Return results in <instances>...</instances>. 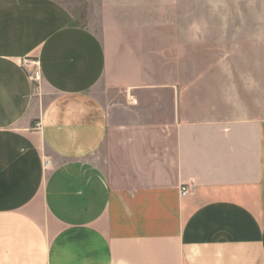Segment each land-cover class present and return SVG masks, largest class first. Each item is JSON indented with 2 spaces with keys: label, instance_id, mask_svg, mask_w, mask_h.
I'll return each mask as SVG.
<instances>
[{
  "label": "crops",
  "instance_id": "crops-1",
  "mask_svg": "<svg viewBox=\"0 0 264 264\" xmlns=\"http://www.w3.org/2000/svg\"><path fill=\"white\" fill-rule=\"evenodd\" d=\"M119 1L97 34L0 0V264H264V0L231 83L194 81L183 2Z\"/></svg>",
  "mask_w": 264,
  "mask_h": 264
},
{
  "label": "rangeland",
  "instance_id": "rangeland-1",
  "mask_svg": "<svg viewBox=\"0 0 264 264\" xmlns=\"http://www.w3.org/2000/svg\"><path fill=\"white\" fill-rule=\"evenodd\" d=\"M56 1L74 13L79 26L99 33L97 12L100 0ZM162 1L164 0L150 1L154 6L152 12H156L162 6ZM249 1L251 13H249ZM254 1L255 14H258V0ZM132 2L133 0L119 1V4L129 3L127 6L129 7ZM180 2L184 4L181 15H183L182 22L187 24L186 32L194 81L246 82V51L262 46L261 41L256 40L260 24L254 22L253 0H180ZM127 7L122 8L127 9ZM249 16H252V24L249 23ZM139 18V21L133 22L158 20L155 13L147 15L146 12Z\"/></svg>",
  "mask_w": 264,
  "mask_h": 264
},
{
  "label": "built area",
  "instance_id": "built-area-1",
  "mask_svg": "<svg viewBox=\"0 0 264 264\" xmlns=\"http://www.w3.org/2000/svg\"><path fill=\"white\" fill-rule=\"evenodd\" d=\"M24 66L32 70L30 78L33 82H37L38 79L40 78V70L38 69L37 64L32 61H25ZM186 193H187V188L183 187L182 194L185 195Z\"/></svg>",
  "mask_w": 264,
  "mask_h": 264
}]
</instances>
